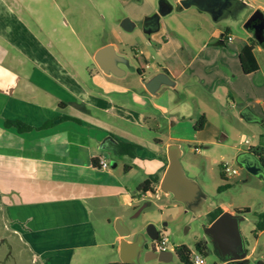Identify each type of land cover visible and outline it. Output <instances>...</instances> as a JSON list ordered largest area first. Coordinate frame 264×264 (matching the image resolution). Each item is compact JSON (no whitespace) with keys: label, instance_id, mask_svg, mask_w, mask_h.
<instances>
[{"label":"crops","instance_id":"obj_1","mask_svg":"<svg viewBox=\"0 0 264 264\" xmlns=\"http://www.w3.org/2000/svg\"><path fill=\"white\" fill-rule=\"evenodd\" d=\"M159 1L172 6V14L182 0L175 4L158 0V5L147 0L136 18L143 23L158 11ZM59 4L0 0V221L7 232L0 243L7 245L12 264H97L100 257L107 258L101 249L121 240L114 221L123 218L126 208L147 200L151 193L146 196L139 188L152 176H160L161 181L168 147L174 144L157 140L154 148L145 146L132 134L133 127L146 128L154 119L171 130L183 125L195 129L205 116L202 134L196 137L199 153L201 146L220 145L230 149L232 157L259 148L264 140L261 136L255 141L264 128V65L258 57L264 40L258 42L254 31L246 29L244 37H237L234 22L227 18L233 15L244 26L255 11L251 3L247 15L235 3L225 9L218 20L227 18L222 26L209 25L207 2L203 9H176L185 13L176 26L164 20L170 14L162 17L160 30L147 35L149 46L166 64L152 63V50L136 52L137 85L123 82L127 71L122 66L120 77L104 73L98 65L89 79L81 76L59 45L64 40L60 25H67L57 14ZM52 6L57 10L54 14ZM196 15L209 28L204 41L197 39L202 25L193 27V35L182 32L185 18ZM249 53L257 70L245 73L241 56ZM150 66L154 72L147 75ZM160 73L167 74L171 84L151 94L144 80ZM8 120L34 129L21 133L7 127ZM52 120V126L43 127ZM230 128L237 131L241 143L250 140L244 143L247 149L237 145ZM211 131L221 133L219 142ZM116 141L139 145L137 157L118 155ZM110 151L130 162L114 161L115 167L110 166L106 157ZM102 158L109 164L106 169L100 166ZM217 209L236 212L225 206ZM98 224H104V234Z\"/></svg>","mask_w":264,"mask_h":264},{"label":"rangeland","instance_id":"obj_2","mask_svg":"<svg viewBox=\"0 0 264 264\" xmlns=\"http://www.w3.org/2000/svg\"><path fill=\"white\" fill-rule=\"evenodd\" d=\"M58 1L60 12L52 6L51 13L59 14L63 21L67 23L66 27H61L60 34L63 41L59 45L65 52L68 60H71L77 71L82 77L88 78L90 74H94L97 70L95 62V54L93 52L104 44L111 45L114 43L117 47L119 56H122L123 62L120 64L127 71V75L123 82L126 84H139L137 68L140 67L139 61L135 59L136 52L147 48L152 50L154 59L150 58L151 62L157 65H165L166 60L158 53L154 47L149 46V35L143 29V23L138 20L136 13L139 12L142 6H146L147 0H56ZM149 1V0H148ZM153 4L158 5V0H151ZM175 4L176 0H170ZM160 2V1H159ZM251 3L256 10H261L264 13V0H247L244 3ZM236 8H241L240 12L243 15L249 14L252 9L238 1H235ZM258 7V8H257ZM195 8V7H192ZM189 10V9H188ZM190 12H195V9H190ZM193 10V11H192ZM188 12V11H186ZM182 14L176 11L164 18L171 26L178 25ZM125 18H129L136 24L133 30H125L122 28V22ZM234 22L233 33L237 37L245 36V28L239 23V18H234L233 15L227 17ZM226 19L220 21H210L209 25L222 26ZM186 25L182 32L185 35H193L194 29L198 24L202 25L203 31L197 36L200 41H204L209 28L203 22L201 17L188 16L186 17ZM59 23H61L59 21ZM205 25V27H204ZM169 37V36H168ZM239 42V41H238ZM261 63L264 65V51L258 53ZM154 72L153 67L146 69L147 75ZM132 134L139 137L141 143L145 146L154 148L155 141L171 142L180 145L184 152L181 157V164L188 178H193L200 184L197 197L191 204L177 202L171 195H155L149 194L147 200L141 203L134 204L126 208L122 219L123 224L130 230L128 240L134 241L137 236L143 235L145 244L149 249L153 248V241L148 236L147 230L150 225H154L161 235L166 234L170 239V248L173 249V259L170 262H163L159 259L146 260L145 254H141L139 264H182L174 251V248L180 245L188 246L195 252L197 242L203 240L205 235L204 228L209 225L208 214L215 211L218 207L225 206L230 210L237 211L243 208H249L250 212L243 214L244 220L240 224L241 234L247 250V260L240 264H264V231L258 232L256 227L258 222V214L264 213V180H261L243 169H239L238 176L231 177L229 183L232 187L219 191V187L224 183L221 179V165L228 164L233 167H238L236 156L232 157L230 149L213 145L208 148L201 146V153L198 147L196 137L202 133L194 128H188L187 125L178 126L171 130L164 122L156 123L154 119L146 128L133 127ZM232 138L241 149H247L249 145L240 142L239 135L234 128H230ZM212 132V131H211ZM218 142L221 139V133L211 134ZM264 136V128L256 133V140ZM231 142V140H230ZM106 157L110 162V166L114 161L121 162L130 159L121 158L114 152L106 153ZM232 157V158H231ZM122 166V164H120ZM145 204H149L141 212H139ZM116 220L114 221L115 225ZM99 225V224H98ZM104 226V224H103ZM102 224L98 226L101 234L105 233V228ZM104 232V233H103ZM110 234V233H109ZM112 234V233H111ZM7 236L2 222L0 221V237ZM108 239V238H107ZM111 241L114 235L110 236ZM106 242V240H102ZM110 241V240H109ZM119 246L120 242H114L113 246L101 249V253H108L106 259L100 257L97 264H106L107 261H119ZM205 256L210 264H224L218 255L214 253L213 246ZM10 251L7 250V245L0 243V261L2 264H12L14 260L9 258Z\"/></svg>","mask_w":264,"mask_h":264},{"label":"water","instance_id":"obj_3","mask_svg":"<svg viewBox=\"0 0 264 264\" xmlns=\"http://www.w3.org/2000/svg\"><path fill=\"white\" fill-rule=\"evenodd\" d=\"M235 1L248 6L247 3L241 0H182L176 6V9H188L191 6L203 9V3L207 2L208 8L206 11L217 22L224 10L233 5ZM172 10V6L165 1H161L158 11L144 19L143 29L145 33L150 35L158 32L162 17L170 14ZM121 26L125 30H132L135 23L129 18H125ZM244 28L248 31H254L257 41L262 42L264 40V13L259 9L254 11L246 21ZM94 59L104 73L117 77L123 75L124 70L120 67L123 58L117 54L113 45H107L98 50ZM144 84L149 93L155 94L162 85H170L171 80L167 74L160 73L147 82L144 80ZM182 153L178 144H171L168 147V164L158 186V194H170L175 201L188 205L195 201L200 187L194 180L186 176L181 164ZM235 160L238 168L264 180V163L257 153L252 150L241 151ZM115 165V163H112V167H115ZM148 205L145 204L139 212ZM243 220L244 216L237 212L225 211L204 228L205 235L212 241L214 252L224 264H240L247 260V250L240 230V224ZM115 230L121 237L119 246L121 263L139 264L142 253L145 254L147 261L159 259L163 262H170L173 259L174 253L172 250L157 252L154 247L149 249L145 244L143 235L137 236L134 241L128 240L130 230L120 218L116 219ZM147 233L152 241L159 238V232L154 225L148 227Z\"/></svg>","mask_w":264,"mask_h":264},{"label":"trees","instance_id":"obj_4","mask_svg":"<svg viewBox=\"0 0 264 264\" xmlns=\"http://www.w3.org/2000/svg\"><path fill=\"white\" fill-rule=\"evenodd\" d=\"M247 57H249V58H247ZM241 60H242V65H243L245 73H251V72L257 70L255 62H254L252 56L250 55V53L247 54L246 57L244 55H242L241 56ZM250 62H252V65L250 64ZM138 73L142 74L140 69H138ZM66 119H69V118H66ZM54 123H55L54 120L48 121L47 123L44 124L43 127L44 128L50 127ZM205 123H206V117L202 116L198 120V122H197V124L195 126V130L196 131L201 130L204 127ZM6 126L7 127H15L21 133L34 129L32 126H29V125H27V124H25V123H23L21 121H17V120L16 121L8 120L6 122ZM139 148H140L139 145L133 144V143H126V142L116 141V144H115V150H116V153L118 155L129 156L131 158H136L137 157V151H138ZM252 151L257 153L258 155H260V157L262 158L263 163H264L263 154L260 153L258 151V149H252ZM165 165H167V159L165 160ZM130 168H131V166H129V165L125 166L126 170H129ZM221 169H222V165H221V168H220V175H221V179L224 181V183L219 187V191L220 192H222L224 190H227V189L232 187V184L229 183V179L225 178L224 173H223V171ZM159 184H160V176H152V177L148 178L140 186L139 189H140V191H143V192L152 191L153 193H155L156 186H159ZM236 212L238 214H240V215H243V214L249 213L250 209L249 208H243V209L237 210ZM222 213H223L222 209H216L215 211L210 212L208 214L209 224H211ZM263 231H264V213H259L258 214V222H257L256 232H255L256 234L255 235L257 236L258 232L261 233ZM195 250L197 252L203 254V255H206L209 252V249L207 248L205 243H203L202 241H199V242L196 243ZM174 251L176 252V254H177V256H178V258H179V260H180V262L182 264H193L192 263V258H191L193 251L188 246H186V245L177 246V247L174 248ZM112 264H126V263L118 262V263H112Z\"/></svg>","mask_w":264,"mask_h":264},{"label":"built area","instance_id":"obj_5","mask_svg":"<svg viewBox=\"0 0 264 264\" xmlns=\"http://www.w3.org/2000/svg\"><path fill=\"white\" fill-rule=\"evenodd\" d=\"M241 1H245V0H241ZM228 40L232 41L233 38L229 37ZM243 142L246 143V144H249L250 140L247 139V138H244ZM257 149L264 156V140H263L262 145L259 148H257ZM197 151L199 152V149H197ZM100 166H101L102 169H106V168L109 167V164L107 163V161L104 158H102V159H100ZM239 169L240 168L233 167V166L228 165V164L222 165V171L225 174V176L228 177V178L238 176L239 173H240ZM154 248H155V250L157 252L173 250V249H169L170 248V239H169V237L166 234L160 236L158 241L155 242V247ZM191 258H192V263L193 264H210L208 262L206 256L201 254V253H199V252H197V251L192 253Z\"/></svg>","mask_w":264,"mask_h":264},{"label":"flooded vegetation","instance_id":"obj_6","mask_svg":"<svg viewBox=\"0 0 264 264\" xmlns=\"http://www.w3.org/2000/svg\"><path fill=\"white\" fill-rule=\"evenodd\" d=\"M143 192V191H142ZM144 193V195H146L147 196V193H152V194H155L156 195V191H155V193H153L152 191H147V192H143ZM159 238H160V233H159ZM158 238V239H159ZM158 239L156 240V241H158ZM156 241H153V247H155V242ZM203 243H205V245L207 246V248L209 249V252H212V249L210 250V248H211V246H213V244H212V241H211V239L210 238H208V237H206V238H204L203 240H201ZM214 249V248H213ZM215 253V252H214Z\"/></svg>","mask_w":264,"mask_h":264}]
</instances>
